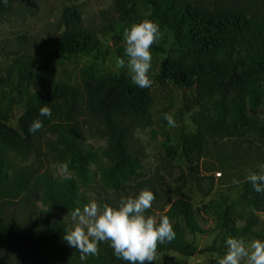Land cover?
<instances>
[{"label": "rangeland", "instance_id": "rangeland-1", "mask_svg": "<svg viewBox=\"0 0 264 264\" xmlns=\"http://www.w3.org/2000/svg\"><path fill=\"white\" fill-rule=\"evenodd\" d=\"M195 4L210 9L245 6L264 21V0H193ZM75 3L82 17L83 26L92 31L101 41L98 50L71 58L62 57L54 47L63 26L60 21L65 5ZM149 19L159 24L161 39L151 45L152 66L150 78L156 79L164 64L180 70L187 65L185 45L177 41L172 31L161 24L146 4H126L117 8L112 0H20L8 10H0V68L8 75L14 59L24 56L23 78L13 94V112L10 123L15 125L21 113L19 98L25 91H33L37 75L42 71L48 84L78 86L81 69L92 67L96 75L127 74L126 68H118L116 61L124 58V31L134 23ZM8 90L0 85V94ZM219 94H209L197 85L181 88L175 83L161 84L154 81L148 105L149 119L134 123L130 128L131 156L140 163L135 175L125 180L122 189H114L103 179V172L113 165L106 154L107 137L90 131L83 125L77 145L69 144L63 158H58L48 145L56 141L57 133H48L43 144L42 167L56 179L72 178L77 184L75 203L79 207L91 201L99 206L115 207L119 201L136 196L147 189L153 192L152 207L146 216L157 221L168 216L173 228L184 235L187 243L195 247L190 256L176 251H167L156 256L153 264H217L227 251L228 237L246 241L264 240V193L259 196L246 179L251 172H264V145L256 131L240 138H207L204 148L198 151L196 161L190 163L181 154L180 139L184 132L198 130L197 118L211 115ZM246 112L255 123L264 126V94L253 107L246 98ZM171 114L175 127L168 124L164 114ZM7 155L17 165L38 162L30 153L22 155L16 149H7ZM68 162L69 171L61 168ZM82 166L86 180L81 179L78 168ZM233 179L239 181L233 183ZM248 190V195L245 196ZM176 199L190 201L198 223V230L190 232L182 218L167 212ZM36 210L48 213L50 224L61 223L65 230L72 226L73 209L51 205L40 195L31 201ZM255 219L249 232L245 229ZM258 233H261L260 236ZM105 242V241H104ZM98 244V253L101 251ZM49 251L64 259L57 264H98L96 255L81 260L80 253L61 240Z\"/></svg>", "mask_w": 264, "mask_h": 264}, {"label": "trees", "instance_id": "trees-1", "mask_svg": "<svg viewBox=\"0 0 264 264\" xmlns=\"http://www.w3.org/2000/svg\"><path fill=\"white\" fill-rule=\"evenodd\" d=\"M18 1L0 0V10H8ZM112 1L117 8L126 4L148 5L152 15L185 45L187 65L176 70L164 64L156 79L151 78L153 83L172 82L181 88L197 85L209 94H219L215 113L201 114L197 118L198 130L181 135V154L188 162L196 161L195 154L204 148L207 138H240L256 131L264 145V126L257 125L246 112L247 96L255 107L264 94L262 19L245 6L210 9L193 0ZM60 21L63 30L54 40V47L62 57L68 59L101 46L97 35L83 26L75 3L64 6ZM25 64L24 56L14 59L6 76L0 68V85L8 89L0 94V264H57L64 257L53 254L49 248L61 243L66 230L61 223L50 224L48 213L36 210L31 201L40 195L51 205L71 209L79 205L75 203V180L53 178L42 167L47 134L57 133L56 141L48 145L58 158L65 156L69 137L77 145L83 125L106 136V154L113 165L102 176L110 187L122 189L125 180L140 167L131 156L130 128L149 119L153 84L141 89L126 74L96 75L89 65L81 69L78 86L48 84L47 76L39 71L33 91H25L26 95L19 98L21 113L13 125V94L21 84ZM45 103L51 115L41 117L39 109ZM35 119L42 121V128L30 133L29 125ZM7 149H16L22 155L33 153L38 162L17 165L7 155ZM83 168L80 166L78 171L81 179L86 180ZM248 194L247 190L245 196ZM167 212L182 218L190 232L198 230L190 201L176 199ZM255 222L249 221L244 232H249ZM174 231V240L158 244L157 255L167 251L192 255L195 247L186 242L181 232ZM100 245L98 264H127L113 255L109 241Z\"/></svg>", "mask_w": 264, "mask_h": 264}, {"label": "clouds", "instance_id": "clouds-1", "mask_svg": "<svg viewBox=\"0 0 264 264\" xmlns=\"http://www.w3.org/2000/svg\"><path fill=\"white\" fill-rule=\"evenodd\" d=\"M162 33L157 22L143 19L124 31V58H118V68H126L131 82L141 89L153 84L150 78L152 66L151 45L161 39ZM51 115V109L45 103L39 109V116ZM164 119L175 127L171 114L165 113ZM42 128V121L35 119L29 125V132L35 133ZM264 168V165L260 166ZM61 168L65 174L69 171L68 162ZM246 179L257 193L264 192V172H251ZM233 179V183H238ZM154 194L144 189L136 196L126 197L113 207L99 206L91 201L71 211L73 226L65 232L63 240L80 253L81 260L88 255L98 253V244L109 241L113 255L127 264H145L155 260L158 244L171 242L175 238L173 224L168 216L157 221L146 216V210L152 207ZM227 251L217 264H264V240L246 241L243 238L228 237L225 241Z\"/></svg>", "mask_w": 264, "mask_h": 264}]
</instances>
